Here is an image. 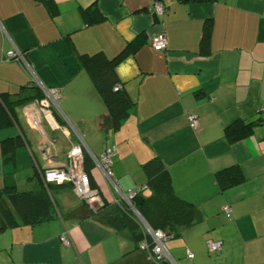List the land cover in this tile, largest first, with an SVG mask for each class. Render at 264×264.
Returning a JSON list of instances; mask_svg holds the SVG:
<instances>
[{"label":"crops","instance_id":"crops-1","mask_svg":"<svg viewBox=\"0 0 264 264\" xmlns=\"http://www.w3.org/2000/svg\"><path fill=\"white\" fill-rule=\"evenodd\" d=\"M50 1L53 14L39 0H0V94L32 87L43 94L14 111L17 127L0 130V143L25 139L15 151L11 183L18 190L35 189L29 178L37 168L45 170L52 157L63 167L67 152L80 145L92 163L91 187L112 203L145 184L141 166L156 157L174 193L196 208L197 222L167 238L164 257L153 259L128 230L114 232L96 220L69 185L53 187L54 218L0 232V264H264V0H161L160 16L149 11L154 0ZM95 1L105 20L86 25L80 9ZM207 19L209 53L202 56ZM141 33V46L116 66L121 89L134 105L117 130L104 129V105L77 57L113 58ZM157 34L166 40L162 52L149 44ZM12 50L22 59L7 60ZM48 89L59 93L49 108ZM189 114L197 119L194 129ZM235 120L259 125L229 144L224 128ZM37 132L47 143L40 149L50 156L46 161L32 150L38 151ZM108 147L115 148V188L93 162ZM230 166L241 170L244 181L220 192L214 174ZM6 174L0 148V189L11 184ZM65 235L69 246L63 245ZM208 241H221L222 249L208 253Z\"/></svg>","mask_w":264,"mask_h":264},{"label":"trees","instance_id":"trees-1","mask_svg":"<svg viewBox=\"0 0 264 264\" xmlns=\"http://www.w3.org/2000/svg\"><path fill=\"white\" fill-rule=\"evenodd\" d=\"M46 6L48 12H55L54 4L50 0H39ZM202 1V0H196ZM83 22L86 25H95L103 22L104 16L98 9L97 2L80 9ZM211 20L204 22L199 43V54L206 56L209 53V35ZM145 39L139 34L134 40L113 58L108 59L102 53L93 55H79L77 57L80 67L88 74L92 85L104 105V113L100 118V126L104 129L117 130L129 115L134 102L122 91L115 90L120 85L116 74V66L125 58L135 53ZM15 95L0 94V130L17 127L18 122L14 111L24 105L40 100L42 92L37 87L20 89ZM258 122H243L235 120L224 128V138L229 144L236 143L249 137ZM24 137L14 136L1 141V155L7 169V177L12 176L15 151L24 145ZM84 170L90 175L92 163L84 154ZM146 177L144 190L139 191L134 198L126 204L105 202L104 207L92 213L101 224L112 231L126 229L135 243L145 241L148 248L152 246L150 235L135 214L151 231H160L166 238H177L181 233L197 222L196 208L189 202L179 198L173 191L170 176L162 161L152 158L141 166ZM43 171L37 168L29 178L35 182V189L18 190L15 184L6 185L0 189V232L6 228L20 225L33 226L46 223L54 218L56 206L53 201V187L67 184H48L42 182ZM214 180L220 192L233 188L244 181V176L237 166H230L217 171ZM145 191L149 195H145Z\"/></svg>","mask_w":264,"mask_h":264},{"label":"built area","instance_id":"built-area-1","mask_svg":"<svg viewBox=\"0 0 264 264\" xmlns=\"http://www.w3.org/2000/svg\"><path fill=\"white\" fill-rule=\"evenodd\" d=\"M149 11L157 16L163 15L164 7L161 0H154L150 6ZM149 44L151 48L156 52H162L166 49V40L163 34H157L153 36ZM7 60L22 59V56L16 51H9L6 53ZM121 89L118 85L115 90ZM46 105L48 108L51 106H56V101L59 98V93L56 89H48L45 91ZM45 118L50 123L53 129H57V125L54 124L50 114H46ZM188 125L191 128H196L198 126L197 119L189 114L187 115ZM115 155V148L108 147L98 158H93L94 165L103 174V177L108 182V184L115 188V181L111 173V165ZM67 160L63 167L50 169L43 171L42 182L44 185L48 184H67L71 187L74 195L83 202L91 213L98 211L104 207L105 201L100 196L98 190L93 189L90 185V175L84 170V151L80 145L71 147L67 154ZM145 187H137L135 189H129L125 193H120L119 198L114 199L113 204H118L124 202L129 204V202L134 198V196ZM223 211L228 213L229 209L227 207L223 208ZM140 223L142 224L144 231H146L151 238L152 246L148 248V245L143 241L140 245V250L149 253L150 257L153 259L164 257V242L167 239L165 235L160 231H151L148 227L141 221L139 216L135 214ZM63 245L69 246L70 241L68 236H64ZM221 241H208L205 243L206 250L208 253H217L222 249ZM189 259L193 258L191 253H187Z\"/></svg>","mask_w":264,"mask_h":264},{"label":"rangeland","instance_id":"rangeland-1","mask_svg":"<svg viewBox=\"0 0 264 264\" xmlns=\"http://www.w3.org/2000/svg\"><path fill=\"white\" fill-rule=\"evenodd\" d=\"M37 137H38V141H37V144H38V151L37 150H34L33 148H32V150L34 151V153H35V156L36 157H38V159L39 160H43V161H46V158L48 159V158H50V156L49 157H43V155H42V153H41V151H40V149H41V147H46L47 146V143H46V141H44L43 140V137H42V135H40L39 134V132H37ZM35 151H37V152H35ZM68 153V152H67ZM52 156H54L53 155V153H51V157ZM55 156H58V155H55ZM53 159L51 160V161H46V163H45V165H46V169L45 170H49V169H56V168H58L59 166L54 162L55 160H56V157H52ZM51 162V163H50ZM20 170H22V165L21 164H18V167H17V172H20Z\"/></svg>","mask_w":264,"mask_h":264},{"label":"water","instance_id":"water-1","mask_svg":"<svg viewBox=\"0 0 264 264\" xmlns=\"http://www.w3.org/2000/svg\"><path fill=\"white\" fill-rule=\"evenodd\" d=\"M140 218V217H139ZM142 220V219H141Z\"/></svg>","mask_w":264,"mask_h":264}]
</instances>
